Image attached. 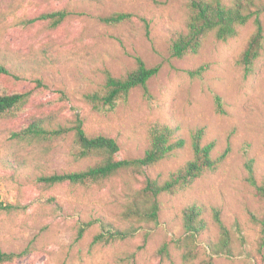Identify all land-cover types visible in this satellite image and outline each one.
Instances as JSON below:
<instances>
[{
	"label": "rangeland",
	"instance_id": "obj_1",
	"mask_svg": "<svg viewBox=\"0 0 264 264\" xmlns=\"http://www.w3.org/2000/svg\"><path fill=\"white\" fill-rule=\"evenodd\" d=\"M189 1L0 0V63L11 71L0 77V89L33 93L22 110L0 117V205L14 207L0 211V251H28L13 264H264V199L256 189L264 179V49L254 73L246 76L237 60L254 33L250 23L228 42L210 37L198 55L173 58L170 40L185 26ZM259 1L264 9V0ZM57 9L70 12L57 29L26 23ZM118 12L133 14L132 22L118 27L100 22ZM137 57L148 67L160 66L149 85L154 100H145L137 88L115 110L93 111L85 94L101 89L106 70L121 76L133 69ZM200 67L205 71L197 74ZM216 96L227 114L217 111ZM77 118L89 135L116 139L122 160L144 155L155 121L179 126L187 138L190 130L207 127L208 140L217 142L215 156L225 150L229 155L214 173L165 196L157 224L140 226L126 240L93 246L101 230L95 221L128 225L123 210L145 177L121 173L101 188L51 187L38 179L84 170L97 160L75 159L72 134L39 141L12 138V132L35 121L54 130ZM191 157L186 149L149 175L166 178ZM191 204L202 207L207 222L195 244L185 243L183 212ZM216 210L232 232L231 252L214 253L208 246L221 236ZM81 226L86 231L77 239ZM165 245L169 256L159 252Z\"/></svg>",
	"mask_w": 264,
	"mask_h": 264
},
{
	"label": "trees",
	"instance_id": "obj_2",
	"mask_svg": "<svg viewBox=\"0 0 264 264\" xmlns=\"http://www.w3.org/2000/svg\"><path fill=\"white\" fill-rule=\"evenodd\" d=\"M263 7L259 0H190L183 29L174 31L170 40V54L173 58L182 59L190 55H198L204 43L210 37L219 42H228L239 35L240 30L252 23L254 33L247 41L237 63L246 76L254 73L256 62L262 56L264 49V24L262 21ZM70 12L66 9L46 11L35 18L26 20L27 24L45 23L53 29L61 27ZM134 15L118 12L100 18V22L111 27H118L132 22ZM205 71L200 67L197 74ZM160 72V66L148 67L146 62L136 58L135 67L121 76L113 75L109 70L104 73V83L101 89L85 94V102L95 112L115 110L121 104L129 102L130 96L137 88L141 89L143 98L154 100L150 90V82ZM10 69L0 63V77L10 75ZM32 91L8 93L0 89V117L15 115L31 100ZM217 111L227 114L224 103L216 96ZM148 148L144 155L137 159H119L120 146L116 139L106 135L91 136L84 127V121L77 118L71 126H59L57 129H47L41 122H33L29 126L12 132V138L22 141L42 140L50 137L73 135L74 157L76 160H97L94 166L84 170L63 174L41 176L38 181L48 186L68 184L77 188H101L121 173H132L145 177L144 186L134 190L130 200L123 210V220L127 226L116 227L104 219L97 220L100 232L94 236L93 246L110 245L133 236L142 225L157 224L165 196L175 195L191 187L207 173H214L227 159L229 151L215 156L216 141L208 140L207 127L190 130L184 137L179 126L155 121L149 128ZM190 149L192 157L178 169L169 173L166 178H153L149 171L162 162L177 157L182 151ZM252 180L254 173L251 171ZM254 178V179H253ZM256 189L264 199V179L256 184ZM14 207L0 205V211H12ZM184 228L188 234L185 243L195 244L196 237L206 228L204 211L198 204H191L183 212ZM215 224L219 227L221 236L217 243H209L214 253L224 250L232 251L233 235L221 219V211L214 213ZM86 226H89L86 225ZM85 228L80 227L78 238L81 239ZM238 240H243L241 230H237ZM182 246V241L175 243ZM162 256H169L168 245L160 249ZM28 251L19 253L0 251V264H13L26 257ZM192 251H187L184 257L188 259Z\"/></svg>",
	"mask_w": 264,
	"mask_h": 264
}]
</instances>
